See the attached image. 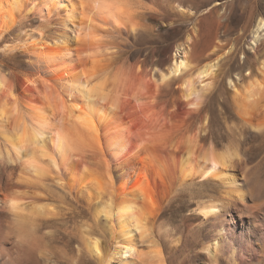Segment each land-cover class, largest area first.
Segmentation results:
<instances>
[{"label":"rangeland","instance_id":"374dc122","mask_svg":"<svg viewBox=\"0 0 264 264\" xmlns=\"http://www.w3.org/2000/svg\"><path fill=\"white\" fill-rule=\"evenodd\" d=\"M132 2L134 22L138 25L135 32L126 28L109 29L103 37L106 44L102 40L107 50L102 47L103 55L101 52L94 54L98 57V62L94 63H90V58L95 56L87 59V55L80 52L81 46L70 42L72 69L59 64L61 68L53 72L29 53L33 46H39L34 40V45L11 52L1 48L4 44L31 42L33 37L28 41L24 39L37 34L38 29H43L45 40H48V34L56 29L55 21L48 23L27 13L0 37V71L6 79L0 98L12 100L8 95L11 88L22 105L51 102L62 107L63 102H69L61 86L66 77L72 81L79 73L82 79L89 77L90 82H101L106 91L101 103L106 108L111 104L113 109L99 126L97 135L91 137L82 132L86 143L72 153L69 178L75 186L83 181L99 182L105 194L112 192L114 195L120 193L121 185L127 191L136 180L144 179L150 186L156 208L151 231L164 253L166 251L169 264H230L222 259L213 263L203 251L213 233L202 223L196 210L200 201L219 196L220 189L201 186L196 180L195 183L182 182L180 157L187 142L195 144H191L196 147H193L194 157L211 145L215 149L236 151L239 158L232 157L234 173L239 179L247 177L248 183L256 188L258 193L253 205L264 206V134L240 125L229 96L232 89L227 84L229 76L234 79L236 73L245 75L264 51V36L256 49L248 47L249 32L255 19L258 16L264 18V0ZM154 5L165 13H160ZM163 16L169 17V24L163 21ZM20 31H25L27 36ZM187 34L190 35L187 55L192 66L210 58L218 60L212 74L204 80L209 84L201 91L197 106H191V99L183 97L181 81L177 77L157 82V74L166 70L175 45L184 41ZM78 55L83 56L82 60ZM187 72L190 68L183 74L187 76ZM117 129L127 136L122 142L124 147L114 153L112 136ZM76 197L73 192V196L66 199L67 207L57 203L62 215L47 227L53 235L46 238L49 246L42 251L45 253L37 254L38 264H96L91 255L78 247L70 232L74 220L84 219L91 223L89 206ZM234 213L238 224L245 220V214L242 216L237 210ZM247 250L241 264H264V259L258 258L254 240H250ZM2 251L1 256L8 258Z\"/></svg>","mask_w":264,"mask_h":264},{"label":"bare ground","instance_id":"6f19581e","mask_svg":"<svg viewBox=\"0 0 264 264\" xmlns=\"http://www.w3.org/2000/svg\"><path fill=\"white\" fill-rule=\"evenodd\" d=\"M133 4L132 0H0V37L27 13L57 24L48 34V40L43 29H38L37 34L24 39L28 41L33 37L31 42L4 44L1 48L11 52L36 42L39 46H33L29 53L46 64L49 71L61 68L59 64L71 70L70 42H77L82 55L89 59L88 56L99 54L102 47L107 50L103 37L109 29L126 28L135 32L138 25L132 14ZM19 33L27 36L25 31ZM249 35L248 47L253 49L264 36L263 17L255 19ZM189 36L175 45L166 70H159L157 74V82L177 77L183 97L191 99V106H197L201 91L209 84L204 80L212 74L218 60L210 58L192 66L187 55ZM95 58H90V63L98 62V57ZM188 68L190 72L185 76L183 72ZM245 72L243 76L236 73L234 79L230 76L227 79L232 89L231 104L242 127L264 134V51ZM78 75L72 81L68 77L66 81L59 79L69 98L62 107L51 102L22 105L11 88L8 95L12 100L0 98V264H38L37 254L45 253L42 251L49 246L46 238L53 235L47 227L61 214L57 203L68 206L66 199L73 196V192L89 206L91 223L74 220L73 229H69L78 247L91 255L96 264H169L166 251L164 253L151 231L156 208L147 181L136 180L127 191L121 185L120 193L114 195L105 194L99 182L83 181L75 186L69 178L73 151L86 143L85 133L91 137L97 135L99 126L113 109L111 104L106 108L101 103L106 97L101 82H90L89 77L82 79ZM5 83L0 71V91ZM77 127L80 129L76 130ZM120 131L117 129L112 136L114 153L123 148L122 142L126 141L127 134ZM187 144L180 157L182 182L195 183L196 180L201 186L220 189L219 196L200 201L196 209L202 223L213 233L203 246L207 257L213 263L222 259L230 264H241L250 240H254L258 258L264 259V206L253 205L258 193L256 188L248 183L247 177L239 175L242 177L239 179L234 173L232 157L239 158V154L211 145L194 157L193 143ZM233 208L246 216L239 224ZM94 225L97 228H92ZM2 250L8 258L1 256Z\"/></svg>","mask_w":264,"mask_h":264},{"label":"water","instance_id":"95a60500","mask_svg":"<svg viewBox=\"0 0 264 264\" xmlns=\"http://www.w3.org/2000/svg\"><path fill=\"white\" fill-rule=\"evenodd\" d=\"M152 6H153V4H152ZM154 6H155V5H154ZM155 7L158 9V11H159L160 13H161V11L163 12L162 8H158V6H155ZM163 13H165V12H163ZM163 13H162V14H163ZM160 16H162V15H160ZM163 17H164V16H163ZM163 19H164L163 21H165V22L168 23V17H166V18L164 17Z\"/></svg>","mask_w":264,"mask_h":264}]
</instances>
